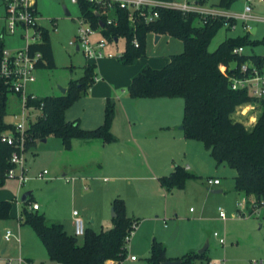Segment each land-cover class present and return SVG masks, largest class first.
<instances>
[{"label":"rangeland","instance_id":"obj_1","mask_svg":"<svg viewBox=\"0 0 264 264\" xmlns=\"http://www.w3.org/2000/svg\"><path fill=\"white\" fill-rule=\"evenodd\" d=\"M219 2L220 0H204L203 6L212 8ZM236 3V11L243 12L244 0H236ZM37 4L40 13L39 23L50 32L56 68L37 69L36 82L29 86V92L42 98L62 96L64 95L62 90H67L72 81L82 79L85 75V66L90 65L83 54L70 45L77 37L79 27L77 20L81 17L80 6L72 0H37ZM96 4L101 11H105L104 5ZM66 8L71 14L69 17L66 16ZM3 15V9L0 8V18ZM247 24L258 28V32L250 36V44L244 47L245 55L264 56V21L251 20ZM5 26V21L0 20V36ZM243 27L244 22L237 20L235 29L225 27L220 29L212 40L209 51H216L227 38L246 35ZM24 36V29H19L15 35L7 32L2 39L5 49L8 51L24 49L27 45ZM157 37H160L158 41ZM108 49L116 56H121L126 49V40L119 39L118 42L110 44ZM183 51L184 44L179 39L168 35L158 36L151 32L145 41L146 57L129 66L124 65L119 57L112 59L114 63L123 67L122 70L110 73L118 77L115 79L120 84L125 77L138 70L147 58L150 66L161 69L171 56L179 55ZM111 74H106L107 79L109 77L113 79ZM98 76L99 74L96 79ZM103 84L105 85V82ZM89 93L90 90L69 108V114L77 116L82 113V100ZM8 99V116L5 121L13 124L21 119L23 110L17 95L10 94ZM175 102H178L179 114L183 116V100ZM249 110L255 113L253 106L238 108L234 118H237V114H244L243 122L248 126L253 123L251 113L247 115ZM28 114L27 112L26 115ZM40 117L41 113H35L31 117L32 122H36ZM190 141L193 140L187 142ZM187 144H179L178 160L174 163L169 161L168 164L173 168L175 165L186 168L188 164L193 168L188 172L196 178L188 180L184 189H166L155 179L147 178L142 169L116 173L114 170L102 171L96 166L94 167L96 173L92 176L84 177L85 174L72 171L63 176L66 172L63 170V161L69 159L86 163L89 161V155L79 153L73 157L70 149H66L62 141L56 137H50L47 143L38 140L37 145L25 153L26 182L21 184L19 179L9 178L0 187V199L13 204L11 218L0 220V264H20V260L23 261L22 264H57L50 260L47 249L34 229L30 225H21L20 219L24 209L44 216L48 225L62 224L68 235L82 245L85 235L82 237L75 235L73 212L78 211L83 217L86 231L100 233L108 230L109 222L112 224V203L115 197L124 200L127 216L137 221L136 229L127 246V258L122 264H149L154 242L162 244L166 262H182L185 258L200 255L199 252L207 244L206 253L195 258L193 264H256L264 261L263 209L257 210L253 216L246 213L245 218L238 214L239 203L242 204L240 209L246 212L254 199L236 191V172L226 164L218 167V163L203 143ZM167 167L169 169L168 165ZM45 171L47 174L41 179L39 175ZM215 176L222 178L223 186L215 189L222 190V194L213 193L215 190L207 185L209 177ZM28 192H31L28 203H24L21 199ZM34 204L40 207L39 211L32 210ZM219 208L225 212V220L220 218ZM176 228H179L177 239L168 246L167 242ZM8 229L16 234L18 241L13 239L7 242L4 239ZM215 233L226 238L227 243L221 245L214 236ZM3 250L6 252L2 253ZM131 256H135L137 260L132 261Z\"/></svg>","mask_w":264,"mask_h":264},{"label":"trees","instance_id":"obj_2","mask_svg":"<svg viewBox=\"0 0 264 264\" xmlns=\"http://www.w3.org/2000/svg\"><path fill=\"white\" fill-rule=\"evenodd\" d=\"M171 1V0H166ZM236 0H220L215 5L221 9H230ZM81 17L91 23L93 28L101 29L102 35L109 41L126 40V49L119 60L126 66L145 58V41L149 33L168 35L184 44V51L170 57V61L161 69L144 66L133 78L127 91L133 99H183V131L188 140L203 143L218 164H226L236 172L235 189L254 199L250 213L263 208L264 202V98L251 96L248 91H235L231 87L230 77L243 78L241 67L251 64L264 68V56L239 55L234 50L250 44V35L227 38L214 52L209 46L222 28L232 29L236 21L222 16H202L196 13L183 14L174 9H160L156 22L146 24L143 19L129 21L127 9L118 5L105 7L101 11L97 4L89 0H78ZM100 14V17L97 14ZM113 19V24H108ZM101 20L105 26L101 27ZM43 42L29 47L31 53L40 52L41 60L37 69L56 68L50 32L40 27ZM140 47L133 44L134 39ZM5 47L0 41V60ZM222 68L227 71L223 72ZM96 65L85 66V75L79 81H72L62 96H50L30 101V106L41 108V117L31 122L27 130L26 152L37 145L38 140L56 137L66 149H71L74 140L90 142L101 140L105 144H115L119 139L113 134L112 127L116 116V101L107 99L104 122L96 129L86 130L78 121H67V110L83 95H86L96 81ZM9 92L0 82V187L9 179L8 173L14 168L11 157L15 147L2 142L3 134L14 131L7 123ZM258 104L262 114L253 128L234 119L238 108ZM196 176L182 166H177L168 176L159 178L166 189H184L188 180ZM28 203V199L26 202ZM13 204L0 201V220L11 218ZM115 218L112 228L94 233L85 232V241L80 245L74 237L68 235L62 224H46L45 217L24 209L21 225H30L45 248L51 261L57 264H107L114 260L122 264L127 258L126 239L134 231L137 221L127 216L123 199L113 202ZM165 249L161 243L154 242L149 264H164ZM197 255L185 258L181 264H193Z\"/></svg>","mask_w":264,"mask_h":264},{"label":"crops","instance_id":"obj_3","mask_svg":"<svg viewBox=\"0 0 264 264\" xmlns=\"http://www.w3.org/2000/svg\"><path fill=\"white\" fill-rule=\"evenodd\" d=\"M244 2L246 3V0H244ZM236 4L237 3L235 2L232 7L228 9V11H226V9H224V11L229 14L242 13L236 11ZM0 8L3 9L4 13L3 17H1L0 20L5 21L4 17L6 15V6L3 0H0ZM253 16L255 17L253 21H263L264 1L254 0ZM39 26H41L40 23ZM257 32L258 28L252 27L251 32L246 33V35H256ZM6 34L7 30L5 26L4 32L0 36V41H2ZM233 38H235V36ZM146 60H148V58ZM146 60L138 70L125 77V79L120 84H118L119 82L116 81L118 77H115L110 72H115L118 69L122 70L123 66L121 67L120 64L114 63L112 59H101L98 62L87 61V63L96 65L97 75L99 74V76L95 81L96 84L90 89L89 95L82 100V113H80V115L74 116L69 114L68 109L65 116L66 120L71 122L78 121L81 127L86 130L96 129L104 122V112L107 99L112 98L116 101V116L113 122L112 132L119 139V142L115 144H105L101 140L90 142L74 140L69 152L73 154V157L79 153H86L89 155V161L84 163L81 161L69 160L67 158V161L62 162L63 170L66 171L63 176H67L70 171H72V173L79 172V174H85L84 177L87 175L92 176L96 173L94 172V167L96 166L101 168L102 171L114 170V172L116 173H123L132 170L137 171L139 169H142V172L146 174L147 178H153L159 183V178L170 175L177 166H181L175 165L173 168L171 164H168L169 161L174 163L176 160H178L179 144L184 143L185 145H188L187 143H200L197 141L187 142L189 140L185 138L184 131L183 129H181L183 127L184 114L183 116L179 114V104H177L178 102H175L181 99H133L129 96L127 89L131 84L133 78L140 72L139 70H141L144 66H150L149 62ZM169 61L170 60H168L165 64H168ZM150 67L156 69V67L154 66ZM107 73L113 75V79H110V77L109 79H107ZM103 82H105V85L103 84ZM36 96L39 97L37 94ZM250 106L254 107L255 113L250 112V110L247 113L248 116L251 113L250 116H252L253 120V123L251 122L247 127L253 128L262 114V109L258 104L257 106L246 105L241 107V109ZM237 115V118L234 119L243 122L245 115L242 113ZM46 140L47 143L50 138ZM96 151L98 153H96ZM92 154H94L92 157L94 159L91 158ZM167 165L169 166V169ZM220 165L224 164H218L217 166L219 167ZM185 169L189 172L193 170L192 166L188 164ZM161 170L167 171L163 172ZM209 179L220 180V184L218 186L212 187L213 190L221 188L223 186L222 178L215 176L209 177ZM220 191V194H222L223 191ZM115 199L116 197L113 199V202ZM0 201L8 200L0 199ZM238 206L241 208L242 204L239 203ZM240 208L237 210V212L243 218L246 217V213H248L250 216L254 215L250 213L251 204L248 205V210L246 212H243ZM112 226L113 223L111 224V222H109L107 225V229L112 228ZM20 231L23 232V229H21ZM220 237V235L219 237H216L219 243ZM225 240L226 244L227 239L225 238ZM5 252L6 250L2 251V253Z\"/></svg>","mask_w":264,"mask_h":264},{"label":"built area","instance_id":"obj_4","mask_svg":"<svg viewBox=\"0 0 264 264\" xmlns=\"http://www.w3.org/2000/svg\"><path fill=\"white\" fill-rule=\"evenodd\" d=\"M6 6V15L4 20L6 22V30L10 35H14L19 29L25 30L27 45L22 50L8 51L4 49L2 59L0 60V82L7 87L9 95H17L20 98L22 105V117L20 120L14 122V131L3 134L1 140L3 143L15 147V151L11 157V164L14 166L9 173V178H17L23 184L27 180L26 170V142L27 130L29 124L32 122V116L35 113H41V108L30 106V101L38 100L35 94L29 92V86L36 82L35 72L37 64L42 58L40 52L31 53L29 47L34 44L43 42L42 31L39 26L40 16L37 8V0H3ZM94 3H99L105 7H112L118 5L121 8L127 9L129 13V21L134 22L136 18L143 19L146 24L156 22L160 17V9H174L183 14L196 13L202 16H222L235 21L242 20L244 22V30L250 33L252 27L247 22L255 19L253 16V2L254 0H246L243 12L240 14H229L224 9L218 7L206 8L203 6L204 0H89ZM264 1V0H260ZM78 3V0H72ZM78 32L75 41H71L70 45L83 54L89 62H98L101 59H115L116 56L108 47L116 41H109L105 38L101 29H95L89 21L80 17L78 20ZM264 21V19H263ZM113 19H108V24H113ZM236 26V25H235ZM235 26L232 29H235ZM118 42V41H117ZM133 44L136 48L140 47V42L135 38ZM234 54H245V48L239 47L234 50ZM226 72V68H222ZM241 72L245 75L243 78L236 76L230 77L231 87L235 91L246 90L248 93L258 99L264 98V68L259 69L251 64H245L241 67ZM29 113L26 115V113ZM17 118V116H14ZM47 174V171L41 173V179ZM220 184L219 179L207 180V185L212 188ZM264 209V202L263 208ZM33 211H38L39 206L34 204ZM259 210V209H257ZM220 217L225 220L226 214L223 209H219ZM75 235L82 237L85 235V222L78 211L73 212ZM137 225H134V230ZM134 231L127 237V246L131 240ZM219 237L218 233H215ZM4 239L9 242L13 239L19 240L12 230H7ZM225 238L220 237V243L224 245ZM132 261H136L135 256H131ZM23 263L22 260L19 261ZM107 264H119L114 260H110ZM256 264H264V261Z\"/></svg>","mask_w":264,"mask_h":264},{"label":"water","instance_id":"obj_5","mask_svg":"<svg viewBox=\"0 0 264 264\" xmlns=\"http://www.w3.org/2000/svg\"><path fill=\"white\" fill-rule=\"evenodd\" d=\"M70 15H71L70 12H68V11H67V8H66V16L69 17ZM97 16L100 17V14L98 13ZM104 26H105V24H104V22L101 20V27L103 28ZM159 39H160L159 37L156 38L157 41H158ZM117 41H118V40H116V42H117ZM62 92H63V94H65V93L67 92V90H66V89H63ZM181 129H183V127H182ZM42 141H43V142H46L47 140L44 139V140H42ZM213 193L220 194L221 191H220V190H217V191H213ZM30 194H31V192H28V193L24 194V196L22 197V202H26V201H27V198H28V196H29ZM112 217L115 218V212H114V210L112 211ZM178 233H179V228H176V229L174 230L173 234L171 235V237L169 238L168 242H167V245H168V246H170V245L173 244V242L176 240V238H177V236H178ZM207 249H208V244L205 246V248H204L203 250H201V251L199 252V254H200V255L204 254V253L207 251ZM164 264H181V261H175V262H174V261H171V262H166V263H164Z\"/></svg>","mask_w":264,"mask_h":264}]
</instances>
